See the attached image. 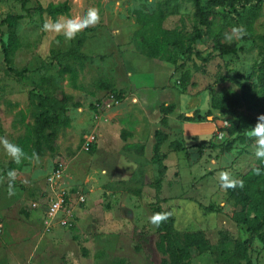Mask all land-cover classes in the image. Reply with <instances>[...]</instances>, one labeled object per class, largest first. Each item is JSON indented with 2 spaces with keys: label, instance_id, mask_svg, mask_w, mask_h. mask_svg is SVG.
I'll return each mask as SVG.
<instances>
[{
  "label": "rangeland",
  "instance_id": "374dc122",
  "mask_svg": "<svg viewBox=\"0 0 264 264\" xmlns=\"http://www.w3.org/2000/svg\"><path fill=\"white\" fill-rule=\"evenodd\" d=\"M63 2L70 7L67 17L97 8L100 23L71 41L53 38L42 25L62 16L50 17L37 7ZM163 3L167 15L161 28L193 35L190 0H31L24 7L22 0H0V137L21 147L37 127L38 115L57 114L54 125L43 121L45 142L29 135L33 143L39 141L38 159H24L12 168L13 160L0 146V264H161L168 257L157 251L159 234L149 223L157 208L170 213L173 240L183 242L184 234L202 232L213 247L224 239L247 241L251 264H264L263 243L234 222L238 208L217 175L227 170L238 179L257 161L254 142L246 135L254 125L232 136L227 129L238 114L253 119L264 114V89L252 76L263 57L264 3H241L234 13L217 11L216 23L226 27L222 41L236 44L235 55H221L202 37L190 53L177 52L175 65L148 57L135 37L140 25L134 12L154 13ZM250 10L258 12L252 36L226 41L233 27L225 23L232 21L246 33L243 17ZM10 15L22 19L15 28L19 47L7 64L2 45L9 30L1 22ZM77 41L84 59L68 55ZM63 67L76 71L77 78L60 74ZM159 91L164 93L156 97L159 103L148 110L147 97ZM227 95L236 99L228 109L211 107L214 97ZM171 104L175 109L162 125L160 109ZM196 115L195 121L184 120ZM156 132L166 137L157 163L152 159ZM92 135L93 143L84 149ZM173 142L184 150L174 151ZM28 149L24 152L30 157ZM56 167L62 171L61 187L70 196L78 192L84 202L74 207L70 227L46 231L43 207L31 204L44 194ZM12 169L17 178L15 195L9 197L7 172ZM14 230L21 235L11 239ZM189 261L218 264L209 252L194 249Z\"/></svg>",
  "mask_w": 264,
  "mask_h": 264
},
{
  "label": "trees",
  "instance_id": "16d2710c",
  "mask_svg": "<svg viewBox=\"0 0 264 264\" xmlns=\"http://www.w3.org/2000/svg\"><path fill=\"white\" fill-rule=\"evenodd\" d=\"M31 0H22V7H24ZM194 7V34H183L178 30L165 31L161 28V24L167 15V3L159 4L157 6V11L154 13H145L141 10L134 12L136 16L137 24L140 25V30L135 34L137 39V46L141 49H145L148 57L159 58L165 62L175 65L177 63V52L184 54L190 53L193 49V45L204 37L210 41L212 47L219 52L221 55H235L237 53V47L234 42L227 43L222 41L223 31L226 28L224 24H217L216 17L218 16V10L229 11V13L236 12V9L241 3L256 2L258 6L264 3V0H190ZM39 13L46 14L50 17L66 16L70 11L68 3L63 2L59 4H49L46 8L41 6L37 7ZM258 16L256 10H250L246 13L245 17L248 21H244L246 34L248 37L252 36V22ZM22 19L20 15H10L6 17L1 24L5 25L9 30L8 41L6 45H2V51L4 54V61L9 64V57L17 50L19 47V41L15 34V28L18 22ZM242 19V18H240ZM244 19V20H246ZM227 21V20H222ZM225 24L236 27L234 22H226ZM200 27L205 28V31H201ZM139 38V40H138ZM264 45V36L260 38ZM81 41H77L76 46L72 48L68 55L77 58L84 59L85 57L80 52ZM264 47V46H263ZM262 59L257 71H254L252 76L257 77V88L264 89V49L262 52ZM9 70H11L9 68ZM60 74H67L70 79L74 81L78 74L76 71L70 67H63ZM252 78H250L251 80ZM243 86V85H240ZM181 88L184 90L185 86L182 85ZM117 101H120V97H116ZM232 100V101H231ZM235 98L229 95L225 96L223 99H212L211 107L220 109L222 111L228 109L235 102ZM219 102V103H218ZM56 105H54V108ZM174 104L164 105L160 109L162 114L161 124L166 125V118L174 111ZM63 111V109H62ZM264 112V107H263ZM57 114L53 117L47 118L45 115H38L36 118L37 127L30 132L20 143L22 149H28L29 143H33L32 135L36 134L37 138L43 137L42 129L45 127L43 121L47 126L54 125L57 122ZM199 118L198 115L192 117H185V121H195ZM256 119L245 116L243 114H238L234 123L230 125L227 129L228 135L232 136L234 133L241 129L247 128L249 125H255ZM67 125V122H63ZM41 126V127H39ZM30 133L32 134L31 136ZM157 142L154 145L155 157L153 161L157 163L159 161L158 148L166 140L165 135L156 132L155 133ZM48 140V138H47ZM42 141H46L43 137ZM39 141L33 143V147L28 149L30 157L32 154H40ZM130 147V145H128ZM170 147L176 151L180 152L184 150V147L178 143L173 142ZM93 151V148H91ZM142 151V148H140ZM12 168H19L20 166L16 163L11 165ZM261 168V174L256 175L253 172L254 168ZM57 168V167H56ZM243 180L244 187H237L235 189H228L225 192L228 195L229 200L233 202L234 207L238 210L233 213L234 222L237 225L245 227L246 232L250 233L252 236L257 237L264 245V162L257 160L255 164L246 170L238 178ZM163 212L160 208L154 210V213ZM173 219L168 218V220L157 227V232L159 234V240L156 244V249L162 255L168 257V261L163 259L161 264H191L190 250L194 249L198 253L209 252L217 259L218 264H251V260L248 256L247 241H227L226 239L219 242L217 246H212L207 240L206 236L202 232L186 233L183 235V242L173 240L169 235L168 230L172 228Z\"/></svg>",
  "mask_w": 264,
  "mask_h": 264
},
{
  "label": "clouds",
  "instance_id": "9594fccd",
  "mask_svg": "<svg viewBox=\"0 0 264 264\" xmlns=\"http://www.w3.org/2000/svg\"><path fill=\"white\" fill-rule=\"evenodd\" d=\"M100 14L97 8H88L83 16L67 17L62 16L56 20L48 19L42 25V31L49 33L53 38L62 35L66 41H71L82 31L89 27H94L100 23ZM245 30L242 27H233L230 33L225 34V39L231 42L233 39H241L245 35ZM59 43V41H57ZM246 135L253 140V153L257 160L264 162V114H260L256 118L254 126L248 128ZM0 146L3 147L6 154L11 157L14 163L21 164L24 159H38L35 153L32 157H28L24 150L17 144L10 142L6 137H0ZM261 168L253 169L254 174L260 175ZM220 187L224 190L235 189L237 187L243 188V180L234 178L230 171H220L218 174ZM8 180V196L15 195L14 181L17 178L15 169L7 172ZM55 207H58L56 205ZM170 216L168 212H157L149 218V223L155 227H159L166 222Z\"/></svg>",
  "mask_w": 264,
  "mask_h": 264
},
{
  "label": "built area",
  "instance_id": "2783aa9c",
  "mask_svg": "<svg viewBox=\"0 0 264 264\" xmlns=\"http://www.w3.org/2000/svg\"><path fill=\"white\" fill-rule=\"evenodd\" d=\"M94 136H90L85 148H90L93 143ZM62 171L55 168L50 176L46 179V189L44 194L39 198L38 202L32 203L31 208L43 207L44 226L46 231L54 227L67 228L74 221L75 206H79L84 202L83 197L76 192L75 196H70L60 185ZM58 205V207H55ZM3 231V223L0 218V234Z\"/></svg>",
  "mask_w": 264,
  "mask_h": 264
},
{
  "label": "crops",
  "instance_id": "0c3cea01",
  "mask_svg": "<svg viewBox=\"0 0 264 264\" xmlns=\"http://www.w3.org/2000/svg\"><path fill=\"white\" fill-rule=\"evenodd\" d=\"M163 91H159V92H154L152 95H150V97H147V109L148 110H150V111H152V108L153 107H155V105H157L158 103H159V100H157V98L156 97H159L158 95H163L164 93H162ZM169 92H167V94H168ZM170 95V94H169ZM166 101H169V100H164V101H162V103H164V102H166ZM148 103H151V104H148ZM144 105V102L143 101H141V106H143ZM166 106V105H165ZM151 113H153V112H151ZM199 133L200 134H202L203 133V131H205V130H202V129H204V127L203 126H199ZM207 130H209V129H207ZM131 146V145H130ZM38 211V210H37ZM39 213H40V215H42V213H41V211H38ZM2 223H3V220H2ZM3 228H4V225H3ZM10 232V231H9ZM9 235V238H11V239H14V238H17V237H19L20 235H21V233L19 232V231H16V230H14L13 232H11V233H9L8 234Z\"/></svg>",
  "mask_w": 264,
  "mask_h": 264
}]
</instances>
